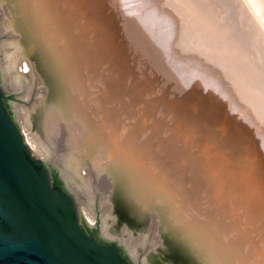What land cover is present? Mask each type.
Returning <instances> with one entry per match:
<instances>
[{
  "label": "rangeland",
  "instance_id": "rangeland-1",
  "mask_svg": "<svg viewBox=\"0 0 264 264\" xmlns=\"http://www.w3.org/2000/svg\"><path fill=\"white\" fill-rule=\"evenodd\" d=\"M144 1L142 0L141 3V0H134L133 3V0H46V2L49 3L55 2L59 6L57 17L64 21L62 28L64 31H67L69 36L71 33V37L75 40L73 50L76 51L78 57L77 64L82 66L78 71L81 75L80 79L83 78L89 84V87L84 88L80 86L81 88H76L78 98L86 94L89 95L90 98L88 101L87 99L85 100L80 109L78 108V115L76 114L78 117L77 121H79L82 114H84V117L86 116L85 113H87V110L92 108L91 110L93 111L99 104H105L103 105L104 108L103 106H101V108H103L102 110L104 113L107 112V124L105 123L104 129L101 128L105 133L101 129V131L99 130L98 138L100 141H98L101 142V137L106 138V136H108L109 133L107 130L111 134H109V139H105L107 140L105 144V146L107 145L106 148L100 149V151L96 150L92 157H85L81 164V175L87 178L90 177L88 186L91 192L90 197L93 199L92 208L89 210L87 207L88 201L85 196L78 195L75 190L76 196L81 202L80 212L82 223H87L92 227L99 225L101 216L103 219V213L105 212L103 203L109 201L110 204L109 202L107 204L111 206V215L106 222V227L103 220V230L105 227L106 235L116 237L126 242L127 236L132 234V237L135 239L142 237L145 240H141L136 244L138 245L137 250L143 245L153 246V243L155 253L161 249L164 242V235L167 232V225L160 208L157 207V205L149 204L151 203L149 201L155 199V196L152 197L148 192L145 193V189H142L141 194H139L146 206V220H141L136 217L121 201H119V199L117 200L116 194L121 191V187L117 182L116 173L120 171L119 169L121 168V156L123 157V154H126L123 150L124 147L120 146L124 143V146L129 148L131 153L128 158L131 160L132 164L139 168L140 173L152 170V175L150 174L151 177L149 178L151 180H149V182L153 181L154 185L158 184L160 189L163 190L165 198L167 197V199L171 201L177 200L180 204L186 207L188 206L191 211L196 213L198 216L196 218L202 222L207 219V216L208 219H212V221L217 222L220 220L218 224L223 223L220 225V228H225L231 237L234 235L235 238L233 242L236 243L239 248L245 250L248 249L250 245L251 252L257 254V264H264V241L260 238L264 235V0H192L193 2H191V0H181V3L185 2L184 4H180L179 0H175L172 2H176V5L179 4L177 6H179L181 11L176 7V9L179 10L177 12L174 7L175 11H171V14L173 15L175 13L176 15L174 14L173 17L171 14H165V12L169 14L170 12L168 9L173 7L174 4L171 3V0H164V7L166 5L165 2H168V4L170 2L171 5L173 4L172 6L170 5L171 7L166 5L169 8H163L164 10L167 9V11H163L167 18L171 16L169 19L173 20L175 18V20L178 19L179 21L181 17H179V13L180 15L183 13L181 18L185 20L182 21L180 19L182 24L185 26V22H188L186 20L192 22L184 27L180 24L181 21L178 23L173 20L178 24L174 23L177 27L182 26L183 30L188 28V32L185 30V32H183L182 29L178 28V31L181 30V32H177L176 34L174 31L176 30V26L172 24L173 27L170 28L174 29L171 30V32L174 31V33L172 32V34H174L173 36H175L173 39H171L173 37L170 36L171 33L168 32L170 29L166 30L167 27L171 25L170 21L172 20H167L170 24H167V26L165 24L167 18L162 16L159 17V14L162 13L160 9L163 10L161 7L163 6L162 1L149 0L148 6V1L146 0L145 2L147 4L145 3L143 7ZM152 1L155 2V5L150 3ZM157 1H159L160 5L162 3L161 6L157 5V7H161H158L160 8L158 11L156 10L158 13L160 12L159 14L155 11V9H157ZM187 2L189 7V3H192L190 8L185 5ZM195 2L197 7L193 8L195 7L193 5ZM0 3V26L4 22V18L8 19L11 25H15L13 28L15 30L14 32H16L12 33L13 35L2 33L0 27L1 63H3L1 44L7 40L12 41L15 38L14 36H18L23 44L24 53H27L25 54L27 55V60L30 61L29 63L31 67H33V69H31L35 73V75L31 77L30 70L29 72L24 70V72L21 70L20 65L16 68L19 74L26 76L28 80H30L29 83L25 81L26 85L29 84V86L18 91L19 93L16 94V96L21 99V101L18 102V106L13 107L17 118L16 120L28 145V137L34 141L32 135L40 137L44 142L43 126L46 121H44V119L39 120L36 115L41 113L43 105L45 106L48 104L46 106H49V103H52L58 92L54 89L55 83L53 79H50V74H48L49 72L45 67L46 64L40 55L44 54V50H41V47H39L42 45L43 39L40 35L37 36L36 31L33 30L32 32L35 33V36L30 38L35 37L36 39L37 37L38 39H36V41L41 44L38 45V47L34 44V47L28 49V41L25 36L26 31L20 29L19 26V24H26V21L30 20L26 11L23 10L25 4L28 5L26 0H0ZM150 4L151 6L154 5L156 8L152 9L154 6L151 7ZM200 4L204 7H202V5L200 6ZM145 5H147V7H145ZM186 7L190 13H193L194 16L196 15V18L193 17V19L195 18L194 20L200 18L199 21L205 23L202 24L199 21L194 22V20H191L193 15L186 10ZM181 8L185 10L182 12ZM197 8L198 10H196ZM199 8H202L201 11H199ZM192 9L198 13L194 12ZM149 10L150 12L155 11L156 13H154V16L159 18L158 21L161 19L160 22L163 21L162 24L164 23L167 27H163L162 24H160V27L152 26V24L155 25L156 23H158V26L159 22H156V18L152 19V17H154L152 12L150 16L148 14L149 17L146 15L149 13ZM185 11L191 15V17H189L186 13V16L191 19H188L186 16L184 17ZM199 12L201 15L198 17L197 15L200 14ZM163 13L161 15H164ZM145 18L151 19V21H149L151 23H149L150 25H148V20L146 19V21ZM153 21L154 23H152ZM189 25H194L192 26L194 28H197L198 25V30L193 28L195 30L194 32ZM202 25L207 26L203 27L209 29V31H206L208 33L205 32V29H202ZM189 27L191 28L190 30ZM159 28L160 30H164L163 32L165 33L163 35H161L163 32L160 31ZM190 31L194 32L196 36ZM29 32L32 34L30 29ZM204 32L207 34H205V36H208L210 32L211 39H208L209 36L207 38L210 41H207L205 36H202ZM182 34L185 35L183 36ZM186 35H189V39L196 37L192 39V42L194 40L195 43L199 45H193V43L190 42L191 39H186L185 42L188 40L187 43L192 44L186 43V45L192 46L193 49L189 46L186 49V45H183V51L187 52V50H189V53L194 51L192 52L193 54L197 50V56L194 54L192 57V54L187 55L190 56L188 57L189 61L190 59H195V56L197 59L198 53L202 51V54H199L198 57L201 61L207 58L208 53L209 58L211 57V53L212 55L213 53L217 55L219 54L217 52H220V55L215 59V54L207 59L210 63L204 60L200 62L201 64H197L199 59H197L198 61L196 59L193 60L192 62L197 65L191 64L193 65V69L190 68V71L197 68L198 74L196 70L193 72L191 71L192 74L190 71L187 72L189 69L184 71V63L187 62L191 67V61L189 62L186 59V54H188V52L185 53L186 57L184 59L181 54H178L182 46L181 44H185V38L183 39V37ZM198 35L202 37H198ZM165 36L170 37L171 40H169L168 37H166V40ZM213 36L215 37L214 41L212 40ZM148 37H150L151 40L148 39ZM181 37L183 42L180 41L182 40ZM176 38L180 40H177V42ZM197 38L202 40L203 43L202 41L196 42ZM174 41H176L175 43L177 44H175ZM179 42L180 44L178 45ZM212 42H214V44H212ZM172 45H174V47H172ZM213 45L216 47H213ZM207 46H209V48L211 47L210 51H208L209 48H206ZM200 49L202 51L198 52ZM172 50H174V52H172ZM216 50L218 51L214 52ZM183 51L182 53L184 56ZM203 55H205V57ZM202 56L204 59H201ZM218 57L220 58L218 59ZM213 60L214 63L212 62ZM22 61L26 62V59ZM180 61H184V63H181L183 68L178 65L181 69L176 66L178 63L180 64ZM216 62L219 63L216 64ZM187 63L186 66H188ZM194 65H196V67ZM199 65H201L200 67L202 68L197 67ZM203 68L211 73H208L210 74L209 77H212L211 79L214 77V80L211 81L210 78L207 79L208 74H206V72L204 73ZM216 68L219 69L217 73L214 72ZM198 70H202V73ZM220 70H222V76L219 73ZM222 72H225L224 75ZM187 73L192 76L196 73L193 76L196 80H194L192 76H188L189 74L187 75ZM200 73L201 75L205 74L204 79L201 78ZM197 75L200 76H198V79L195 78ZM215 75L219 79L221 78V82L219 79L218 82H216L217 79ZM230 75L235 82H237V79H239V82H232L233 80ZM226 76L227 78L229 76L228 80L231 79L230 82H228ZM224 78H226L228 87H226L227 84L224 83ZM222 79H224V81ZM210 82L214 83L210 84ZM217 83L224 84H221V87L220 84L218 86ZM239 83H241L242 88ZM234 84H238L240 87L238 88ZM224 85L225 88H223ZM229 85L236 87L231 88L232 90L237 89L240 93H245L248 100L242 98V96H244L242 94H240V99L238 96L239 93H237L238 97H235L236 91L231 92ZM5 86L10 89L6 83ZM30 87L33 88L31 91L29 90ZM223 90L224 92L229 90L226 93L229 96L226 95ZM208 95L213 98L210 99ZM248 95H251V97L248 98ZM63 97L65 98L66 96ZM38 98H40V101ZM212 99L214 102L211 101ZM235 99L236 101H234ZM238 99L241 101L243 100L242 103L244 104H241ZM37 101H39V103L42 102V106L38 105L37 108L40 111L35 112V102ZM234 102L240 103H238L239 105L236 103V107ZM100 105L98 108L94 109L98 113H102V110H98ZM217 107L220 108L217 109ZM30 108L33 110L34 114L32 116V126L28 129L24 120V114ZM104 109H107V111ZM220 109L222 110L220 111ZM51 111L50 114L48 113L50 116L56 113ZM104 113H102V115L100 114V116H105L106 114ZM47 120L49 121V119ZM115 120H117V123ZM78 123L74 124L72 129H69L65 123L61 122L58 123L56 129H53L51 132L52 145L49 143L46 144L49 145L48 147L53 151L58 153L59 157H57V159H52L51 156H47L39 144V151L31 149L34 155L42 160H45L46 155L49 160L58 167L60 158L63 155L67 156L71 152V141L73 143L77 141L75 139H82L87 135L86 128L83 129V123H79V125ZM112 144H114V146L110 147ZM107 149L111 150V153H108ZM219 151L222 152V154L219 153ZM117 154H119V156ZM97 157L99 159H97ZM114 164L116 168L113 169ZM189 167H192L194 170L191 172ZM198 167H201V170ZM204 179H206V182ZM135 180H133V186L135 184L138 185V182ZM217 180H219V183L221 182L218 191L216 190L217 186H215L219 184ZM212 181L213 183L216 181L214 183L215 185L211 183ZM222 185L224 187H222ZM207 186L210 187L207 188ZM254 186L255 188H253ZM214 189L216 193H214ZM220 189L221 191H219ZM218 192H221V195L219 193V197ZM223 192L225 193L223 194ZM235 192L237 193L236 196H234ZM228 193H232L233 195H228ZM193 195H197L194 196L195 200ZM211 195H214L213 199H211ZM215 195L218 198L224 195L222 198L225 205H223V200H216L217 197ZM226 196H229L228 198L232 197L233 200H235L236 197L235 203L239 202V205L238 203L233 204L234 201L232 198L229 202ZM104 198L105 201L103 202ZM192 198L195 201L194 204L192 203ZM156 199L158 198L156 197ZM210 199L216 201L215 203H219L215 204L214 201L211 203V201H209ZM186 203L188 205H186ZM213 203L214 206L217 205L215 210L213 208H210L211 210L206 209L208 208L207 204L212 207ZM238 206H240V209ZM216 208L219 209V213ZM245 208L246 211H244ZM203 211L205 213L207 212L205 214L207 216L204 215ZM115 216H117L118 220L114 224ZM120 221L127 223L131 230L141 228L145 224H150L152 227L146 233H133L130 229L125 226L123 227L125 224L119 226ZM124 228H126V231H124ZM253 228V231H255L254 233L251 231ZM232 232L235 233L233 234ZM247 237L248 239H246ZM262 237L264 240V236ZM259 238L261 240H259ZM255 243H257L256 246L258 245L256 248L254 247ZM177 249V247L171 245L168 250L169 255H171L177 264H188L189 261L187 257Z\"/></svg>",
  "mask_w": 264,
  "mask_h": 264
},
{
  "label": "water",
  "instance_id": "water-1",
  "mask_svg": "<svg viewBox=\"0 0 264 264\" xmlns=\"http://www.w3.org/2000/svg\"><path fill=\"white\" fill-rule=\"evenodd\" d=\"M33 1L46 2L26 0ZM72 51L77 60L76 51ZM0 73V264H177L168 253L171 245L187 257L188 264H257V254L251 252V247L239 248L217 222L200 221L189 207L165 198L153 181L144 186L151 180L152 170L140 173L128 158L131 153L124 143L120 145L126 153L120 163L122 169L116 170L121 187L117 200L136 217L146 220V206L139 194L145 189V193L155 196L149 204L157 205L166 220L164 242L156 253L150 245L133 252L123 240L104 233L102 216L99 225L105 240L91 236L88 228L93 227L82 223L81 202L74 189L46 155L45 160L34 155L16 115L14 118L8 110L5 97L19 92L5 86L1 58ZM19 101L16 96L12 105L17 107ZM53 170L63 187L54 183ZM133 180L138 186L127 185ZM150 186L151 190L146 188ZM117 220L115 216L114 224ZM119 224L130 229L125 222ZM151 227L145 224L130 230L146 233Z\"/></svg>",
  "mask_w": 264,
  "mask_h": 264
},
{
  "label": "bare ground",
  "instance_id": "bare-ground-1",
  "mask_svg": "<svg viewBox=\"0 0 264 264\" xmlns=\"http://www.w3.org/2000/svg\"><path fill=\"white\" fill-rule=\"evenodd\" d=\"M10 1V0H9ZM137 1H139V0H137ZM144 1V0H143ZM146 1V0H145ZM143 2V7H144V4L146 3V2ZM148 2V6H149V0H147ZM153 1H155V0H153ZM150 2V3H153L154 5H155V2ZM162 1V3H163V1L164 0H161ZM160 1V2H161ZM167 1V0H166ZM170 1V0H169ZM172 1H175V0H171V3H173ZM178 1V0H177ZM180 1V4H184V3H181L182 1L181 0H179ZM187 1V0H186ZM158 3L156 4V7H157V5H160L159 4V1H157ZM191 2H193L192 0H191ZM189 3L190 4V7H191V4L192 3ZM199 2V1H198ZM197 2V3H198ZM28 3V5H26L25 4V8L23 9V10H25L26 11V13L28 14V16L30 17V20H28V21H26V24L25 23H21V24H19V26H20V29H23V30H25L26 31V33H25V36L27 37V41H28V49L29 48H32V47H34L33 45L35 44L36 45V47H38V45H40L41 43L40 42H38V41H36V39H38L37 37H36V39H35V37L34 38H30V37H33V36H35V33L34 32H32L33 30H35L36 31V33H37V36L38 35H40L41 36V38L43 39V43H42V45H40L39 47H41V50L43 49L44 50V52L43 51H41L40 49V51L41 52H43L44 54H40L41 55V57L45 60V62H46V70L49 72L48 74H50L49 76L51 77L50 79H53V81H54V83H55V91L56 92H58L57 93V96H55L54 98V100L52 101V103H49V106H46V105H48V104H46L45 106L43 105V108L41 109L42 111H41V113H39L38 115H36L37 116V118H39V120L40 119H44V121H46V122H44L45 124H44V126H43V133H44V142L40 139V137H38V136H36V135H32L33 136V138H34V141L33 140H31L30 139V137H28L29 138V146H30V148L32 149V150H38L39 151V146H38V144L39 145H41V149L43 150V152L47 155V156H51L52 157V159H57V157H59L58 156V153L57 152H55V151H53L50 147H48L49 145H47L46 143H49V144H51L52 145V139H51V132L53 131V129L55 130L56 129V126L58 125V123H61V122H63V123H65V125L70 129H72V126H74V124H76V123H83V129L84 128H86V131H87V135L86 136H81V137H83L82 139L81 138H79V139H81V140H79L78 138L77 139H75V140H77V141H74L73 143H72V141H71V143H72V146H71V143H70V150H71V152L66 156V155H63L61 158H60V161H59V164H58V168H59V170H60V172L62 173V175H63V177L66 179V181L68 182V184L74 189V191L76 190V192H77V194L78 195H83V196H85V198L87 199V201H88V209L89 210H91V208H92V204H93V199L90 197L91 196V192H90V189H89V186H88V182L90 181V177L89 178H87V177H84L83 175H81V173H80V168H81V164H82V162H83V160H84V158L85 157H92L93 155H94V152L96 151V150H99L100 151V149H105L106 148V146H105V144H106V141L107 140H105V139H109L108 137L111 135L110 134V132L107 130V132L110 134H108V136H106V138L105 137H101V142H99L100 140H99V138H98V132H99V130L101 129V128H103L104 129V125H105V123H106V116H107V112L106 113H104L103 112V108H104V106L103 105H105V104H103V105H100V108L98 109V110H102V113H104V114H106L105 116H100V114L102 115V113L100 112V113H98L96 110H94L95 108H98L99 107V105H98V107H95L94 109H93V111L91 110V109H89V110H87L86 112L87 113H85L86 114V116L85 117H88V118H85L84 117V114H82L81 116H80V119H79V121H77V112L79 111L78 110V108L80 109V107L84 104V102H85V100L87 99V101L90 99L89 98V95H85V96H83V97H79L78 98V95H77V93H76V88L78 87V88H81L80 86H83L84 88L85 87H89V84L87 83V81L86 80H84L83 78L82 79H80L81 78V75L78 73V71H79V69H80V67H82L81 65H79V64H77V60L75 59V57H74V52L72 51L73 50V46H74V43H75V40H74V38H72L71 37V33H70V36H69V34L67 33V31H64V29L62 28L63 27V23H64V21H62V19H60L59 17H57V12H58V5L54 2V3H49V2H27ZM133 3H134V0H133ZM141 3H142V0H141ZM162 3H161V5H162ZM176 2H174L172 5H173V7H171L172 5L170 4V2H169V4H168V2H165V4L166 5H168V6H170L171 8H172V10H171V8L170 9H168V11L170 12L169 14L168 13H166L165 12V14H167V15H170L171 14V11L173 12V11H175V9H176V7H178V9L180 10V8H179V6H177V5H179V4H175ZM178 3V2H177ZM201 3H202V1H201ZM1 4V3H0ZM136 4V3H135ZM139 4H140V2H139ZM203 4V3H202ZM202 4H200V6L202 5ZM137 5H138V3H137ZM147 5H145V7H147ZM154 5H152V6H154ZM160 5V6H161ZM165 5V7H167ZM176 5V6H175ZM185 5H187L188 6V2L185 4ZM185 5H182V6H185ZM195 7H193V8H196L197 7V4H196V2H195V4H193ZM141 6V5H140ZM150 6H151V4H150ZM151 6V7H152ZM160 6H158V7H160ZM181 6V5H180ZM198 6H199V4H198ZM253 6V5H252ZM13 7H15V6H13ZM155 6L154 7H152V9L153 8H156ZM157 7V9H155V11L157 10L158 11V9H160L161 7H162V9L163 8H165L164 7V3H163V6H161L160 8H158ZM174 7H175V9H174ZM189 7V6H188ZM189 7V8H190ZM202 7H204L203 5H202ZM150 8V7H149ZM148 8V9H149ZM167 8H169V7H167ZM188 8V9H189ZM14 9V8H13ZM20 9V8H19ZM141 9V8H140ZM143 9H146V8H143ZM174 9V10H173ZM182 9V8H181ZM202 9V8H201ZM201 9L199 8V11H201ZM150 10H151V8H150ZM150 10L148 11L149 13H147L146 15L148 16V14H149V16H150V14H151V12L153 13L152 15L154 16V13H156L155 11H151L150 12ZM177 10V9H176ZM179 10H177V12L179 11ZM183 10H185L184 8L182 9V12H183ZM186 10H187V7H186ZM192 10H194V9H192ZM191 10V11H192ZM196 10H198V8L196 9ZM257 10V9H256ZM18 11V10H17ZM163 11H167V9L166 10H161L160 9V12H162L163 13ZM181 11V10H180ZM188 11V10H187ZM14 12V11H13ZM159 12V13H160ZM189 12V11H188ZM188 12H186L185 11V14H184V17L186 16V13L188 14ZM193 12V11H192ZM194 12H196L195 10H194ZM143 13H144V11H143ZM158 12H157V14H159ZM162 13H160L159 15V17H166L167 18V16L164 14V15H161ZM190 13V12H189ZM196 13H198V12H196ZM200 13V12H199ZM157 14H155V15H157ZM175 14V13H174ZM173 14V15H174ZM190 14H192L193 16H192V19L191 18H188L187 16V18L188 19H191V20H194L196 17V15L194 16V14L193 13H190ZM190 14H188V16L189 17H191V15ZM145 15V14H144ZM151 15V16H152ZM173 15L171 14V16L173 17ZM176 15V14H175ZM199 15H201V13L200 14H198L197 16L199 17ZM22 16V15H21ZM148 16V17H149ZM158 16V15H157ZM170 16V17H171ZM182 17L183 16V13H181V15H180V13H179V17ZM17 17H18V14H17ZM23 17V16H22ZM144 17H146V16H144ZM169 17V16H168ZM169 17V18H170ZM174 17H176V16H174ZM179 17H176V18H179ZM180 17V19L182 20V18ZM193 17H195L194 19H193ZM204 17H205V14H204ZM19 18H20V16H19ZM27 18V17H26ZM153 18H156V16H154V17H152V19ZM169 18H167L166 19V22H165V19H164V22H165V24L167 25V24H169L168 23V21L169 20H172V19H169ZM14 19H16V18H14ZM23 19V18H22ZM25 19V18H24ZM148 20V25H150L151 23L149 22V21H151V19H149V18H145V20ZM158 17L155 19L156 20V22L158 21ZM169 19V20H168ZM179 19V21H181ZM204 19V18H203ZM205 19H207V18H205ZM144 20V21H145ZM146 20V21H147ZM154 20V21H155ZM163 20V19H162ZM168 20V21H167ZM173 20H175V18L173 19ZM170 21V24L172 25H174V23L175 24H177L176 22H178L179 23V21H178V19L177 20H175V21ZM185 19L183 18V20L182 21H184ZM200 20V18L198 19V20H194V22H197V21H199ZM12 21V20H11ZM21 21H23V20H21ZM154 21L152 22V23H154ZM160 21H161V19H160ZM160 21H158L159 22V25L157 26V24L158 23H156L155 25H153L152 24V26H154V27H160V24H162V22H160ZM182 21H181V23L180 24H182ZM186 21H188V22H185L186 24H185V26L186 25H188V24H191L192 22L190 21L189 22V20H186ZM206 21V20H205ZM10 22V21H9ZM8 22V19H5L4 18V22L1 24V31H2V33H8V34H12V33H16V32H14L15 30H14V26L15 25H11V23H9ZM15 22V21H14ZM69 22H70V20H69ZM173 22V23H172ZM200 22V21H199ZM198 22V23H199ZM150 23V24H149ZM184 23V22H183ZM200 23H202V22H200ZM199 23V24H200ZM205 23V22H204ZM204 23H202V24H204ZM207 23V22H206ZM169 24V25H170ZM196 24V23H195ZM198 24V25H199ZM163 25V27H167V26H165L164 25V23L162 24ZM169 26V27H167V29L166 30H168V29H170V31H168V32H170L171 33V37L174 35V34H172V32L174 33V31H175V33L177 34V32H181V30L180 31H178V28L179 29H182L183 27L182 26H184L183 24H182V26L180 27V26H176V25H174V26H176V30H174V29H172V28H170V27H173V25L172 26ZM178 25V24H177ZM198 25H197V28H198ZM207 25H209V24H207ZM23 26V27H22ZM184 26V27H185ZM190 26V25H189ZM192 26H194V25H192ZM192 26H190V27H192ZM203 26H206V25H202L201 27H203ZM189 27V30L191 29ZM200 27V26H199ZM207 27V26H206ZM194 27H192V30L195 32V30L194 29H196V30H198L197 28H194ZM29 29H30V31L32 32V34L29 32ZM187 29L188 28H186V32H188L187 31ZM202 29H205L204 27L202 28ZM208 29V28H207ZM207 29H205V32L206 31H209V29L207 30ZM23 30H21V31H23ZM159 30H160V28H159ZM171 30H174V31H172L171 32ZM183 29H182V31L183 32H185ZM160 31H164L163 29L162 30H160ZM149 32H151V31H149ZM154 32V31H153ZM191 33H193L194 34V32H192V31H190ZM204 32V35H202V36H205V34L206 33H208V32H206L205 33ZM165 32H163V33H161V35H163ZM196 33H197V31H196ZM19 34V33H18ZM149 34V33H148ZM151 34H153V33H151ZM166 34H167V32H166ZM186 34H188V33H186ZM199 34V33H198ZM203 34V33H202ZM13 35V34H12ZM15 35V34H14ZM20 35V34H19ZM31 35V36H30ZM145 35H146V33H145ZM183 35V34H182ZM185 35V34H184ZM183 35V36H184ZM192 35V34H191ZM207 35V34H206ZM22 36V35H21ZM150 36V35H149ZM187 36V35H186ZM183 37V39L185 38V40H184V42L186 41V39L189 37V35L187 36V37ZM194 36H196V34H194ZM199 36H201V35H198V37ZM201 36V37H202ZM208 36H209V38H208ZM208 36H205V39L207 40V41H210V40H208V39H211V36H210V32H209V35ZM15 37V38H14ZM13 38H14V40H12V41H10V40H7L6 42H4V43H2L1 44V53H2V57H3V63H2V70H3V75H4V79H5V83H6V85L10 88V90H12V91H16V92H18V91H20V90H22L23 88H26L27 86H29V84L28 85H26V82L25 81H27V83H29L30 82V80H28V78L26 77V76H24V75H21V74H19L18 72H17V70H16V68L20 65L21 67V70L22 71H26V72H29V70H30V74H31V77L32 76H34L35 75V73H34V71L32 70L33 69V67H31V65H30V61L29 60H27L28 58L26 57L27 55H25V54H27V53H24V51L25 50H23L24 48H23V44H22V42H21V40L19 39V37L17 36H14ZM166 37H168V36H165V39L167 40V38ZM175 36H173L171 39H173ZM191 37H193V36H191ZM201 37H200V39H201ZM143 38H144V36H143ZM163 38H164V36H163ZM178 38H179V36H178ZM178 38H176V41L178 40ZM194 38H196V37H194ZM194 38H192V39H194ZM204 38V37H203ZM202 38V39H203ZM208 38V39H207ZM147 39V38H146ZM148 39H150L151 40V38L150 37H148ZM168 39L169 40H171L170 39V37H168ZM181 39H182V37H181ZM183 39L182 40H180L181 42H183ZM191 39V38H190ZM189 38H188V40H190ZM192 39L190 40V42L191 43H193V45L194 44H196L197 46H199L198 45V43H195V41L193 40V42H192ZM214 39H215V37L213 36L212 37V40L214 41ZM25 40V39H24ZM165 40V41H166ZM178 40V41H179ZM188 40H187V42H188ZM197 41L196 42H198V41H202V40H199V38H197L196 39ZM205 40V41H206ZM176 41H174V43L176 42ZM177 41V42H178ZM205 41H204V43H205ZM187 42H185V44H181L182 46V50H181V47H180V50H181V53H180V50H179V55L181 54L182 55V58L184 59L187 55H191L192 54V52H194V51H192L191 53H189L188 51L189 50H187V52H188V54H186V56H185V53H187V52H184L183 50V48H184V46L186 45V43ZM200 43V42H199ZM202 43H203V41H202ZM210 43V42H209ZM217 43V42H216ZM175 44H177V43H175ZM174 44V45H175ZM180 44V42L178 43V45ZM187 44H190V43H187ZM211 44V43H210ZM212 44H214V42H212ZM169 45V44H168ZM174 45H172V47H174ZM184 45V46H183ZM190 45H192V44H190ZM195 45V46H196ZM205 45V44H204ZM204 45H203V47H204ZM206 45H207V43H206ZM177 46V45H176ZM187 46V47H186ZM185 46V48L187 49L188 48V46L189 45H186ZM194 46V47H195ZM201 46V45H200ZM210 46V45H209ZM209 46H207L206 48H209ZM212 46V45H211ZM215 45H213V47H214ZM190 48L192 47V46H189ZM216 47V46H215ZM189 48V49H190ZM196 48V47H195ZM211 48V47H210ZM209 48V50L208 51H210L211 49ZM172 49H174V48H172ZM191 49H193V47L191 48ZM190 49V50H191ZM198 49V48H197ZM202 49V48H201ZM198 50V52L199 51H202V50ZM203 49H205V48H203ZM215 49V48H214ZM37 50V49H36ZM175 50V49H174ZM174 50H172V52H174ZM176 50H177V48H176ZM206 50V49H205ZM212 50H213V48H212ZM171 51V50H170ZM182 51L184 52V56H183V53H182ZM186 51V50H185ZM218 50H216V51H214V52H217ZM219 51H220V49H219ZM39 52V51H38ZM203 52V51H202ZM202 52L200 53H198V57H199V54H202ZM207 52V51H206ZM208 53V52H207ZM217 53H219V54H217L216 55V53H213V55L215 54L216 56H214V59L218 56V55H220V52H217ZM194 55H196L197 56V50H196V52L195 53H193ZM193 54L191 55V57L193 56ZM209 54V53H208ZM208 54H207V58H205L204 59V57H205V55H203L202 57H201V59H204L205 61L207 60V59H209V58H211L213 55H212V53H211V57H209L208 58ZM174 55V54H173ZM196 56H195V59H196ZM175 57V56H174ZM179 57V56H178ZM177 57V58H178ZM188 57H190V56H187V60L189 61V59H188ZM197 57V59H199V61H198V63L197 64H199L200 62H203L204 60H200V58H198ZM263 57V56H262ZM39 58V57H38ZM220 57H218V59H219ZM25 60L26 59V62H24V61H22V60ZM194 58L193 59H190V65L191 64H196V63H194V62H192L193 60H195ZM176 60V59H175ZM212 60V59H211ZM261 60V59H260ZM197 61H195V62H197ZM209 63H210V61L209 60H207ZM264 61V60H263ZM177 62V61H176ZM213 63H214V60L212 61ZM212 62H211V65H212ZM181 63H184V61H180V64L178 63L176 66L177 67H179L178 65H180V67H182V64ZM187 63V62H186ZM186 63H184L185 64V67H187V68H185L184 67V71H186V69H189V70H187V72H189L190 71V68L191 69H193V65H191V67L188 65V63H187V65L188 66H186ZM206 63V62H205ZM205 63H203V64H205ZM219 62H216V64H218ZM196 64V65H197ZM201 64V63H200ZM196 65H194L195 67H196ZM211 65H209V66H211ZM184 66V65H183ZM201 65H199V66H197V67H199V68H202V67H200ZM204 66V65H203ZM179 67V69H181ZM189 67V68H188ZM213 67V66H212ZM217 67H218V65H217ZM32 68V69H31ZM183 68V67H182ZM211 68V67H210ZM197 68H195V70H196ZM207 69V68H206ZM214 69V68H213ZM195 70H193V71H195ZM217 70H219V69H217L216 68V71H214V72H216L217 73ZM24 71V72H25ZM192 71V70H191ZM190 71V73L192 74V72ZM199 71V70H198ZM203 71H204V73L206 72V74H208V73H210L208 70H205L204 68H203ZM213 71V70H212ZM221 71L222 70H220V75H221ZM199 72H201L202 73V70H200ZM196 73H197V70H196ZM195 73V74H196ZM201 73H200V76H201V78H203L204 79V76H205V74L204 75H201ZM223 73V75H224V73L225 72H222ZM189 73H187V75H188ZM194 74V75H195ZM198 74V73H197ZM211 74V73H210ZM210 74H208V77H207V75H206V77H207V79L208 78H210V80L212 81V80H214V77H213V79H211L212 77H209V75ZM228 74V73H227ZM193 75V76H194ZM219 75V74H218ZM220 75H219V77H220ZM226 75V74H225ZM188 76H192V75H188ZM192 76V77H193ZM198 76L199 75H197L195 78H197L198 79ZM199 76V77H200ZM222 76V75H221ZM231 76V75H230ZM235 76V75H234ZM224 77V76H223ZM222 77V78H223ZM232 77V76H231ZM230 77V78H231ZM215 78L217 79V81L216 82H218V77H216V75H215ZM226 78H227V76H226ZM226 78H224L225 79V82L224 83H226ZM228 78H229V76H228ZM228 78H227V80H228ZM193 79H194V77H193ZM221 79V78H220ZM220 79H219V81H220ZM224 79H222L223 81H224ZM194 80H196V79H194ZM199 80H200V78H199ZM198 80V81H199ZM202 80V79H201ZM231 80V79H230ZM230 80H228V82H230ZM232 80H233V77H232ZM37 81V80H36ZM86 81V82H85ZM89 81V80H88ZM204 81V80H203ZM208 81V80H207ZM197 82V81H196ZM201 82V81H200ZM204 82H206V81H204ZM221 82V81H220ZM232 82H235V80H233ZM237 82H239V79H237ZM237 82H235V83H237ZM53 83V84H54ZM214 83V82H213ZM213 83H211L210 82V84H213ZM223 83V84H224ZM220 84V83H219ZM219 84L217 83V85L219 86ZM222 84V83H221ZM221 84H220V86H221ZM222 84V85H223ZM227 84V83H226ZM230 84V83H229ZM240 84V86H241V83H239ZM31 85V84H30ZM233 85V84H232ZM235 86H237L238 88L240 87V86H238V84L236 85V84H234ZM41 86V85H40ZM211 86V85H210ZM263 86V85H262ZM222 87V86H221ZM226 87H228V84H227V86ZM31 88V89H30ZM29 88V90L31 91L33 88L32 87H30ZM223 88H225V85H224V87ZM229 88L231 89V88H236V87H233V86H230L229 85ZM241 88H242V86H241ZM240 88V89H241ZM43 89V88H42ZM228 89V88H227ZM208 90V89H207ZM225 90V89H224ZM224 90H223V92H224ZM241 90H243V89H241ZM227 91H229V90H227ZM227 91L226 92H224L225 94L227 93ZM231 92H234V91H236L235 92V94H236V96L235 97H238L239 96V98H240V94H242V95H244V96H242V98H244L245 100L247 99L246 98V94L245 93H240V91L238 92L237 91V89H234V90H230ZM206 92V91H205ZM208 92H209V90H208ZM243 92V91H242ZM237 93H239V95L237 94ZM248 93V92H247ZM40 94V93H39ZM39 94H38V96H39ZM229 94H231V93H229ZM206 95V94H205ZM210 95H211V93H210ZM210 95H208L209 96V98L211 99V98H213V97H210ZM226 95H228V94H226ZM234 95V94H233ZM238 95V96H237ZM41 96V95H40ZM63 96H66L65 98L63 97ZM91 96V95H90ZM212 96V95H211ZM229 96V95H228ZM63 97V98H62ZM249 97H251V95L249 96L248 95V98ZM252 97H253V95H252ZM173 98V97H172ZM39 99V101H40V98H38ZM174 99V98H173ZM241 99V98H240ZM240 99H238V100H240ZM251 99V98H250ZM41 100H42V98H41ZM45 100V99H44ZM97 100V99H96ZM95 100V101H96ZM245 100H244V102H245ZM248 100V99H247ZM39 101H37V102H35V112L36 111H40V110H38V105H40V106H42L41 104H42V102H43V100H42V102L41 103H39ZM46 101V100H45ZM94 101V100H93ZM98 101V100H97ZM139 101V100H138ZM211 101H213V99L211 100ZM234 101H236V99L234 100ZM214 102V101H213ZM240 102H241V104H244V103H242L243 102V100L241 101L240 100ZM240 102H238V103H240ZM46 103V102H45ZM93 103V102H92ZM235 103V102H234ZM237 103V102H236ZM235 103V104H236ZM237 103V104H238ZM253 103H254V99H253ZM44 104V103H43ZM107 104V103H106ZM237 104H236V107H237ZM92 105V104H91ZM90 105V106H91ZM93 105H95V104H93ZM97 105V104H96ZM239 105V104H238ZM39 106V107H40ZM101 106H103V108H101ZM107 106V105H106ZM105 106V107H106ZM217 106V105H216ZM219 106V105H218ZM93 107V106H92ZM222 107V106H221ZM220 108V107H219ZM218 107H217V109H219ZM52 111H54V112H56V113H54V114H52L51 116L50 115H48V113L50 114V111L51 110ZM259 109V108H258ZM105 110V109H104ZM222 109H220V111H221ZM224 110V109H223ZM51 111V112H52ZM89 111V112H88ZM91 111H92V114H91ZM105 111H107V109L105 110ZM139 111V110H138ZM90 113V114H89ZM94 113V114H93ZM33 110L30 108V109H28V111L24 114V120H25V123H26V125H27V127H28V129L29 128H31V126H32V119H33ZM77 114V115H76ZM96 114V115H95ZM47 119H49V121L47 120ZM108 119V118H107ZM118 119V118H117ZM111 120H114V119H111ZM116 121V123H117V120H115ZM121 121H122V119H121ZM100 122V123H99ZM218 122V121H217ZM79 123H78V125H79ZM118 123H120V122H118ZM107 124V123H106ZM118 125V124H117ZM107 127V126H106ZM121 127V126H120ZM115 129V128H114ZM113 129V130H114ZM119 129V128H118ZM121 129V128H120ZM102 130V129H101ZM100 130V131H101ZM116 130V129H115ZM103 131V130H102ZM83 132V131H82ZM104 133H105V131H103ZM101 133V132H100ZM81 134V133H80ZM115 134V133H114ZM113 134V135H114ZM101 135H103V134H101ZM32 136H31V138H32ZM118 136V135H117ZM112 137V136H111ZM69 138H70V136H69ZM113 138V137H112ZM120 138V137H119ZM114 139V138H113ZM235 139V138H234ZM71 140V139H70ZM99 140V141H98ZM119 140V139H118ZM98 141V142H97ZM109 142V141H108ZM108 144V143H107ZM75 145H76V147H75ZM212 145V144H211ZM189 146V145H188ZM71 147H72V149H71ZM108 148H109V146H108ZM110 149V148H109ZM242 149V148H241ZM108 150V149H107ZM107 150H105V151H107ZM111 150H112V148H111ZM111 150H108L107 152L108 153H111ZM149 150V149H148ZM147 150V151H148ZM151 150H153V149H151ZM223 150V149H222ZM104 151V150H103ZM150 151V150H149ZM151 152V151H150ZM98 153V152H97ZM96 153V154H97ZM148 153V152H147ZM219 153H221L222 154V152H220L219 151ZM218 153V154H219ZM61 154V153H60ZM95 154V155H96ZM107 154V153H106ZM102 155H103V153H102ZM118 156H119V154H117ZM116 155V156H117ZM99 156V155H98ZM100 156H101V154H100ZM100 156H99V158H100ZM98 157H97V159H99ZM121 158H122V156H121ZM117 159V158H116ZM121 160V159H120ZM201 160V159H200ZM121 163V162H120ZM118 164V163H117ZM113 166V165H112ZM190 166H191V164H190ZM213 167V166H212ZM91 168V167H90ZM98 168H99V166H98ZM114 168H116V166H115V164H114V167H113V169ZM190 168V167H189ZM199 169L201 168V167H198ZM191 169V172H192V170H194V169H192V167L190 168ZM201 170V169H200ZM245 171V170H244ZM264 171V170H263ZM192 174V173H191ZM193 175V174H192ZM191 175V176H192ZM239 175V174H238ZM260 178V177H259ZM191 180H192V177H191ZM205 180V182H206V179H204ZM221 180V179H220ZM193 181V180H192ZM194 181L196 182V180L194 179ZM219 180H217V182H218ZM223 181V180H222ZM250 181V180H249ZM127 182V181H126ZM209 182H210V180H209ZM216 182V181H215ZM214 182V183H215ZM224 182V181H223ZM134 182L133 181H130V182H127V185L128 186H133L132 184H133ZM149 183L150 182H148L147 184H145L144 186H146V185H149ZM201 183V182H200ZM211 183H213V181L211 182ZM213 183V184H214ZM219 183V182H218ZM223 184V183H222ZM207 185H209V184H207ZM215 185V184H214ZM138 186V185H137ZM153 186V185H152ZM152 186H150V187H146L147 189H150L151 190V187ZM211 186V185H210ZM210 186H207V188H209ZM213 186V185H212ZM215 186H217V191H218V187L219 186H221V182L218 184V185H215ZM250 186V185H249ZM222 187H224L223 185H222ZM211 188H213V187H211ZM220 188V187H219ZM253 188H255V186L253 187ZM222 190H223V188H222ZM252 190V189H251ZM255 190V189H254ZM219 191H221V189L219 190ZM257 191V190H256ZM256 191H254V192H256ZM76 192H75V194H76ZM246 192V191H245ZM93 193V192H92ZM214 193H216L215 192V189H214ZM219 193H220V195H221V192H218V197H219ZM225 192H223V194H224ZM253 193V192H252ZM227 194V193H226ZM231 195L232 193H228V195ZM235 195L234 196H236V192L234 193ZM233 195V194H232ZM231 195V196H232ZM150 196H151V194H150ZM194 196H197V195H193V197ZM216 196V195H215ZM233 196V197H234ZM252 196V195H251ZM77 197V196H76ZM199 197V196H198ZM197 197V199L199 200V198ZM213 197H214V195L212 196L211 195V199H213ZM217 197V196H216ZM216 198V200H218V199H220L221 201L223 200V198L222 197H224V195L223 196H221V198ZM229 196H226V198H228ZM237 197H238V195H237ZM232 198V197H231ZM231 198H228L229 199V202L231 201L230 199ZM252 198H253V196H252ZM78 199V198H77ZM108 199H109V197H108ZM202 199V198H201ZM209 200V201H211V203L214 201H212V200ZM238 199V198H237ZM107 200V199H106ZM190 200H191V198H190ZM192 200H193V198H192ZM194 200H195V197H194ZM192 201V203L194 204V202L195 201ZM232 200H233V198H232ZM235 200H236V197H235ZM235 200H233L234 201V203L233 204H236V203H238V205H239V202H236L235 203ZM86 201V202H87ZM105 201V198H104V200H103V202ZM197 201V200H196ZM202 201V200H201ZM220 201V202H221ZM102 202V201H101ZM109 201H107V203H108ZM198 202V201H197ZM216 201H214V203H215ZM107 203H103L104 205H103V209H104V215H103V220H104V225H105V227H106V222H107V220H108V218L110 217V215H111V206L109 205L110 204V202H109V204H107ZM199 203V202H198ZM201 203V202H200ZM209 203V202H208ZM210 203V204H211ZM214 203H213V206L212 207H210L211 205H209V204H207L208 205V208H206V209H210V208H213L214 210H215V207L217 206V205H215L214 206ZM219 203V202H218ZM218 203H215V204H218ZM222 203V202H221ZM223 203H224V200H223ZM226 203H228V202H226ZM232 203V202H231ZM192 205V204H191ZM197 205V204H196ZM223 205H225V203L223 204ZM229 205V204H228ZM193 206V205H192ZM237 206V205H236ZM188 207V206H187ZM220 207V206H219ZM239 207V209H240V206H238ZM206 209H205V211H206ZM218 208H216V210H217ZM220 210H221V207L219 208ZM219 209H218V213L220 212L219 211ZM241 209H242V207H241ZM247 209H249V208H247ZM211 210V209H210ZM244 211H246V208H245V210ZM243 211V212H244ZM251 211V210H250ZM204 212V211H203ZM212 212V211H211ZM211 212H209V213H211ZM217 212V211H216ZM225 212V211H224ZM258 212V211H257ZM207 213V212H206ZM205 212H204V215L206 214ZM203 214V213H202ZM217 214V213H216ZM209 215V214H208ZM222 215V214H221ZM205 216H207V215H205ZM220 216V215H219ZM207 219H208V216L206 217ZM155 220V219H154ZM214 220V219H213ZM211 221H212V219H211ZM220 221V220H219ZM219 221H217V223L219 222ZM216 222V221H215ZM237 222V221H236ZM223 224V223H222ZM222 224H219V226L220 225H222ZM105 227H104V233L105 234H107L106 233V229H105ZM256 229V228H255ZM254 230V228L251 230V231H253ZM124 231H126V228H124ZM255 231H253V233H254ZM233 233V232H232ZM235 233V232H234ZM233 233V234H234ZM250 233V232H249ZM249 233H247V234H249ZM252 233V232H251ZM247 234H245V235H247ZM249 235H251V234H249ZM248 235V236H249ZM253 235V234H252ZM262 236H264V235H262ZM260 237V238H262V241H264L263 240V237ZM231 237V236H230ZM233 238H235L234 237V235L232 236ZM250 237V236H249ZM243 238V237H242ZM259 238V240H261ZM241 239V238H240ZM244 239V238H243ZM246 239H248V237L246 238ZM141 240H144V238H142V237H140V238H137V239H135L134 237H132V234H129V236H127V245L128 246H130V248H131V250L133 251V252H136L137 251V246L138 245H136V244H138ZM242 240V239H241ZM145 241V240H144ZM261 241V242H262ZM259 244H260V241H259ZM153 246H154V243H153ZM250 246V245H249ZM248 246V247H249ZM256 247H258V245L256 246ZM255 247V248H256Z\"/></svg>",
  "mask_w": 264,
  "mask_h": 264
},
{
  "label": "flooded vegetation",
  "instance_id": "flooded-vegetation-1",
  "mask_svg": "<svg viewBox=\"0 0 264 264\" xmlns=\"http://www.w3.org/2000/svg\"><path fill=\"white\" fill-rule=\"evenodd\" d=\"M0 81H1V73H0ZM5 102H7L8 106H9V109H10V113L13 115V117L15 118V113H14V110H13V105L12 103L16 101V96L12 95V96H6L5 97ZM87 224V223H86ZM89 224H87L88 226ZM92 234H93V237H95L96 239L98 240H105L102 236V231H101V228H100V225H97L95 227H93L92 229Z\"/></svg>",
  "mask_w": 264,
  "mask_h": 264
},
{
  "label": "trees",
  "instance_id": "trees-1",
  "mask_svg": "<svg viewBox=\"0 0 264 264\" xmlns=\"http://www.w3.org/2000/svg\"><path fill=\"white\" fill-rule=\"evenodd\" d=\"M5 103H6V106H7L8 110L10 111L7 102H5ZM52 174H53L54 183L57 184V185H59V186H61V187H63V184H62L61 181L59 180L58 175H57V173H56L54 170L52 171ZM84 225L88 228V226H87L86 223H84ZM88 233H89L91 236H93V234H92V229H89V228H88ZM120 250H121V252L125 255V252H124V250H123L121 247H120Z\"/></svg>",
  "mask_w": 264,
  "mask_h": 264
}]
</instances>
